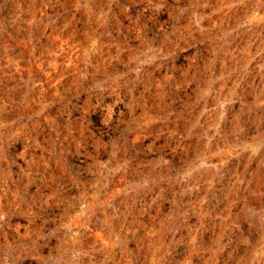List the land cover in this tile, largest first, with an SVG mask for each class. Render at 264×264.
Wrapping results in <instances>:
<instances>
[{
  "label": "rangeland",
  "instance_id": "rangeland-1",
  "mask_svg": "<svg viewBox=\"0 0 264 264\" xmlns=\"http://www.w3.org/2000/svg\"><path fill=\"white\" fill-rule=\"evenodd\" d=\"M0 264H264V0H0Z\"/></svg>",
  "mask_w": 264,
  "mask_h": 264
}]
</instances>
